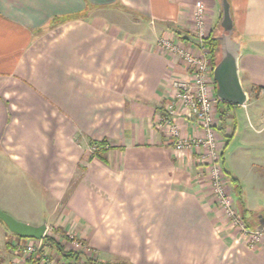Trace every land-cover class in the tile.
I'll list each match as a JSON object with an SVG mask.
<instances>
[{
    "label": "crops",
    "instance_id": "obj_1",
    "mask_svg": "<svg viewBox=\"0 0 264 264\" xmlns=\"http://www.w3.org/2000/svg\"><path fill=\"white\" fill-rule=\"evenodd\" d=\"M221 1L0 0V158L12 197L29 194L46 205L41 218L48 221L37 214L32 226L82 237L99 252V264H264V236L254 245L237 239L215 203L210 168L197 164L193 150L177 154L156 128L173 83L190 77L162 43L200 55L197 38L217 33ZM229 2L248 96L233 109L247 111L264 100V0ZM122 11L135 13L148 34L117 24L112 17ZM222 109L216 138L229 175L224 183L239 181V210L258 227L264 113L254 122L246 116L253 149L236 165L238 156L224 146ZM177 124L184 137L204 135L194 122ZM103 140L114 148L90 159L89 145ZM6 229L0 223V233L7 236ZM5 239L0 262L17 257Z\"/></svg>",
    "mask_w": 264,
    "mask_h": 264
},
{
    "label": "built area",
    "instance_id": "obj_2",
    "mask_svg": "<svg viewBox=\"0 0 264 264\" xmlns=\"http://www.w3.org/2000/svg\"><path fill=\"white\" fill-rule=\"evenodd\" d=\"M203 15L204 7L198 3L196 18L200 26ZM207 38L203 35L197 38V43L201 46L200 55L189 54L170 42L162 43L167 51L179 55L185 61L190 77L173 83L172 98L159 115L156 128L167 136L177 154L193 150L197 155V164L213 165L211 178L214 180L213 189L217 201L226 211V215L235 220L237 227H240V225L243 226V219L233 209L231 200L224 193L225 183L222 170L220 168L217 170L215 167L220 159L216 128L218 124L217 107L221 102L216 93L212 91L211 72L214 68L211 60L208 59L210 51L207 47ZM179 118L194 122L197 128L203 131V137H184L177 124ZM96 151L95 147L91 152L94 154ZM262 233L261 231L251 232V234L246 232L250 238L254 235L248 243L256 244L263 237ZM28 240L25 243L22 241L16 243L14 254H17V257L9 262L1 261L0 264H92L97 259L93 250L83 241L72 234L63 235L62 239L55 233L53 227L47 226L41 240Z\"/></svg>",
    "mask_w": 264,
    "mask_h": 264
},
{
    "label": "rangeland",
    "instance_id": "obj_3",
    "mask_svg": "<svg viewBox=\"0 0 264 264\" xmlns=\"http://www.w3.org/2000/svg\"><path fill=\"white\" fill-rule=\"evenodd\" d=\"M221 1V0H219ZM100 15H106L105 12L103 13H99ZM117 24H121L123 26V28L126 31H131L132 33H138L139 30L144 31L145 33H147L148 31H150V28H148L149 26H145V25H140L138 24L139 22L137 21V16L135 13L132 12H128V11H122V12H115L114 16L112 17ZM134 23H136L137 25L135 26ZM142 28V29H141ZM223 29L221 27V25L218 27L217 30V38L219 39L220 42V38L222 35ZM148 34V33H147ZM234 37H236V35H234ZM210 51V50H209ZM209 60H211V65L214 68V64H216V62L219 60L220 57V53H219V46H218V51L215 55H212L211 53L209 54ZM211 79H212V91L214 93H216V85L215 82L213 80V70L211 72ZM262 104L256 105L253 104L251 106H249V109L247 111L243 110V109H231L229 111V113L226 115L225 117V122L226 125L228 127V129L225 132V147L227 146V144H230V151H233V154L237 155L238 159L235 160L236 165L239 164V161L242 160L244 153H252V149H253V143H251V135L248 131V129H246V119H247V115L252 116V121H255V117H253L255 115V113H264V100L262 101ZM219 109L220 106L217 107L218 113H219ZM234 117L236 118V124L234 125ZM220 124V123H219ZM218 126V125H217ZM235 126V127H234ZM219 127H221V125H219ZM236 131V136L234 137V140L228 143V138L231 137L232 135H234V132ZM241 136V139L238 138V136ZM219 146V145H218ZM96 147V149L98 150L99 148L96 145H89L88 148V156H94L97 157L94 154H92V150ZM228 147V146H227ZM226 147V148H227ZM103 148L107 149L108 146H104ZM220 151V159L218 161V165H216L215 167H217V170H222L223 174H227L226 170L224 169V157H223V151L218 148ZM91 150V151H90ZM101 150V149H100ZM106 153L103 155L105 157ZM241 156L242 158L240 159ZM98 158V157H97ZM239 160V161H238ZM4 168H1L2 166ZM199 166H208L210 168L209 170V175L211 176V169L213 168L212 164H198ZM6 169V170H5ZM9 172L8 170V166L7 164H5L4 166V162H2L1 158H0V210H2L3 212L7 213L8 215H10L11 217H13L15 220L25 223L27 225H31L30 223H33L32 221H35V217L37 216V214H39L40 219H42L41 221H48V218H45V220H43V218H41V210H42V206H46L45 204H41V202H36V200H30V195L28 194L27 198H18V199H14L12 197V195L10 194V188L9 183H8V179L10 178V176H8L9 174H7V172ZM10 173V172H9ZM213 175H215L214 171H213ZM228 175V174H227ZM229 176V175H228ZM215 177V176H213ZM212 179V178H211ZM228 182L226 181V183L223 185V189H224V193L225 195L228 197L229 200H231L232 205H233V209L236 211V213L243 219V226L240 225V227H237V225L235 224V220H233L232 218H229L226 215V211L219 205L218 201H217V196L215 194V191L213 189V184H214V180H212L211 182V188H212V192L214 197L216 198L215 203L217 204V206L219 207V209L222 211V213L225 214L226 216V221L228 222V227L231 228V230H233V233L236 234L237 239H242V240H246V242H250V240H252V236L254 237V235L248 236V234H246V232L250 233L251 232H263V236H264V228L258 230L257 225L259 224L258 220L256 218V221L254 222L251 219L246 220L243 215L241 214L239 207L237 205V195L235 192V188L232 189L233 187V183L231 181L230 178H228ZM10 182V181H9ZM224 182H225V177H224ZM232 183V184H231ZM32 197V195H31ZM53 205V204H52ZM54 206V205H53ZM52 208V206H51ZM253 221V222H252ZM256 223H258L256 225ZM32 226V225H31ZM48 227H53L55 229V233L57 235H59V237L63 239V235H66L67 233L62 230L59 227H54V226H48ZM254 229V230H253ZM7 232V236L9 238V241H7V243L9 244H13L14 246L16 245V243L18 244L19 241H22L23 243L29 241L28 239H19L16 235L12 234L8 229H6ZM74 235V234H72ZM5 233H0V254L4 252V247L6 244V237ZM77 239L83 241L85 244H87L86 240L83 239L80 236L74 235ZM88 245V244H87ZM89 246V245H88ZM94 254L96 255L97 259H96V263L99 264L100 262V254L97 250L93 249L91 246H89ZM99 254V255H98ZM99 256V257H98ZM102 258V257H101ZM3 259V258H2ZM116 259V258H115ZM128 264L126 263L125 260H122L121 258H117L116 260H114L113 264ZM93 264V263H92Z\"/></svg>",
    "mask_w": 264,
    "mask_h": 264
},
{
    "label": "water",
    "instance_id": "obj_4",
    "mask_svg": "<svg viewBox=\"0 0 264 264\" xmlns=\"http://www.w3.org/2000/svg\"><path fill=\"white\" fill-rule=\"evenodd\" d=\"M220 17V25L223 29L219 42L220 57L213 69L216 96L222 103L234 107L244 106L248 96L242 88L239 76L240 45L233 39L235 26L229 0L221 1ZM0 220L19 239L41 240L47 228L46 224L36 227L19 222L2 210H0ZM262 228H264V217L260 220L258 230Z\"/></svg>",
    "mask_w": 264,
    "mask_h": 264
},
{
    "label": "trees",
    "instance_id": "obj_5",
    "mask_svg": "<svg viewBox=\"0 0 264 264\" xmlns=\"http://www.w3.org/2000/svg\"><path fill=\"white\" fill-rule=\"evenodd\" d=\"M218 46H219V39L217 38V33H212L208 38H207V47L208 49L210 50V53L212 55H215L218 51ZM215 65V64H214ZM216 85V84H215ZM220 108L223 107V109L221 110V114H220V119L222 121H225V117L226 115L229 113V111L231 109H233L234 106L230 105V106H227L225 105L224 103H220L219 104ZM220 110V109H219ZM232 137V136H231ZM231 137L228 138V143H229V140L231 139ZM91 145H96L99 149L96 151L95 155L98 157V158H101L103 159L104 158V154L105 153H108L110 150H112L114 147L111 146L108 141L106 140H103L101 142H92ZM104 146H108L107 149L103 148ZM227 147V146H226ZM101 149V150H100ZM94 156H91L90 159H92ZM232 183L234 184L235 186V192H236V195L238 197H241L242 195V189L239 185V181L237 179H233L232 178ZM0 223H3L1 220H0ZM57 248L61 251V249L57 246ZM93 264H97L96 262H93ZM125 264V263H123Z\"/></svg>",
    "mask_w": 264,
    "mask_h": 264
}]
</instances>
